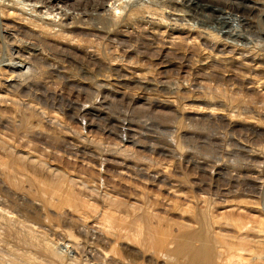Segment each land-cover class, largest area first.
Here are the masks:
<instances>
[{
	"label": "rangeland",
	"instance_id": "1",
	"mask_svg": "<svg viewBox=\"0 0 264 264\" xmlns=\"http://www.w3.org/2000/svg\"><path fill=\"white\" fill-rule=\"evenodd\" d=\"M146 5L164 20L127 18ZM263 27L264 0H0V161L15 152L58 168L98 192L82 197L95 210L110 194L138 228L131 243L103 245L92 234L100 213L45 205L27 176L51 173L31 165L18 194L0 184V264H110L126 248L136 264H167L151 231L202 218L245 246L246 264H264V79L249 90L233 62L207 61L222 43L230 58L264 56ZM262 64L244 70L264 78Z\"/></svg>",
	"mask_w": 264,
	"mask_h": 264
},
{
	"label": "bare ground",
	"instance_id": "2",
	"mask_svg": "<svg viewBox=\"0 0 264 264\" xmlns=\"http://www.w3.org/2000/svg\"><path fill=\"white\" fill-rule=\"evenodd\" d=\"M19 1V0H18ZM11 4V2H10ZM8 7V6H7ZM11 7V6H10ZM120 7H115V9H119ZM142 8V7H141ZM156 9V8H155ZM152 10V8L150 7H146L143 9H134L132 11H130V13L128 14L129 19H134L136 17H138V15H140L142 12L146 11L147 13L150 12L151 14L155 13L161 14V16L159 15H155L161 17L162 20H164L165 18V14H162L161 12L157 11L158 9ZM29 10V9H28ZM34 11V10H33ZM159 12V13H158ZM39 17V16H38ZM41 18V17H39ZM44 18V17H43ZM42 18V19H43ZM47 19H50V17H46ZM118 18V17H117ZM157 18V17H156ZM37 20V19H36ZM45 20V19H44ZM52 20V19H51ZM161 20V21H162ZM34 21V20H33ZM32 21V22H33ZM42 21V20H41ZM37 22V21H36ZM40 22V21H39ZM49 22V21H48ZM46 23V22H45ZM50 23V22H49ZM165 23V22H164ZM41 25V23H38ZM47 24V23H46ZM40 25L39 28H40ZM43 25V24H42ZM47 26V25H46ZM45 26V27H46ZM189 26V25H188ZM37 28V27H36ZM48 28V26H47ZM264 28V27H263ZM50 29V27L48 28ZM259 29V28H258ZM43 31V30H42ZM45 31L47 32L48 30L45 29ZM50 31H52V29H50ZM209 31V30H208ZM49 32V31H48ZM45 33V32H44ZM211 33V32H210ZM209 33V34H210ZM264 33V32H263ZM48 34V33H46ZM31 35V34H30ZM212 35V34H211ZM214 36V40H221L222 36L215 33L213 34ZM212 36V37H213ZM224 40V38H223ZM190 42V41H189ZM218 42V41H217ZM193 43V42H192ZM217 44V43H216ZM221 44V43H220ZM222 48H218L217 47V52L215 53H211L208 56V60L212 62V65H219L221 64L223 61H229V62H233V70L234 73H232L233 76H235L237 79L239 78L241 80V82L243 83L242 85H244L245 88H248L250 90V88H253L255 85H253V83H258V81L262 82V79L264 78H258L255 79L253 78L254 76L252 75L251 71L257 70L258 67L262 66L264 63V56L262 55H249L246 54L244 51H242L241 53H239V56H236L237 54H235L234 57H228V55H226V47L227 44L226 43H222ZM220 45V46H221ZM237 45V44H236ZM219 46V45H218ZM205 50V49H204ZM232 50V49H231ZM235 50V49H234ZM210 51V50H209ZM233 51V50H232ZM231 51V52H232ZM254 51V50H252ZM229 52V51H228ZM238 53V52H237ZM234 55V54H233ZM226 60V61H225ZM21 61V60H19ZM20 65V64H19ZM18 65V66H19ZM211 65V66H212ZM22 66V65H21ZM247 66H250L251 71H245L244 69L247 68ZM17 67V65L15 66ZM214 67V66H213ZM218 67V66H217ZM215 68V67H214ZM219 68V67H218ZM217 68V69H218ZM19 69V68H18ZM230 69V68H229ZM249 69V68H248ZM247 69V70H248ZM259 69V68H258ZM22 70V69H21ZM216 70V68H215ZM218 72V70H217ZM16 73V72H15ZM206 73V72H205ZM214 74V73H213ZM212 74V75H213ZM218 74V73H217ZM240 74V75H237ZM216 75V74H214ZM256 76V75H255ZM13 78V77H12ZM11 78V79H12ZM235 79V78H234ZM236 80V79H235ZM264 81V80H263ZM259 82L260 86L262 85ZM263 83V82H262ZM11 84V83H10ZM258 84V86H259ZM257 86V87H258ZM263 86V85H262ZM244 88V89H245ZM168 89H170L171 91L174 90V87L169 86ZM176 89V88H175ZM243 89V87H242ZM247 89V90H248ZM246 90V91H247ZM217 94V93H216ZM203 95V94H202ZM7 97V96H6ZM212 97V96H211ZM210 97V98H211ZM1 98V97H0ZM214 100L217 97H213ZM212 98V100H213ZM2 99V98H1ZM207 99V98H206ZM224 99V97H223ZM234 100V98H232ZM209 100V99H208ZM211 100V99H210ZM231 100V99H230ZM232 100V101H233ZM216 101V100H215ZM222 101V100H221ZM224 101V100H223ZM226 101V99H225ZM230 101V102H232ZM247 102V101H246ZM214 103V102H213ZM212 103V104H213ZM227 103V102H226ZM234 103V101H233ZM238 104H243L245 103L244 101H238L236 102ZM235 103V104H236ZM251 103V102H250ZM207 104V103H206ZM237 104V105H238ZM233 105V104H232ZM246 105V104H245ZM209 106V105H208ZM244 106V105H243ZM212 107V106H211ZM211 107H209L211 109ZM227 107V106H226ZM236 107V106H235ZM239 107V106H238ZM202 108V107H201ZM217 108V107H216ZM233 108V107H232ZM242 108V105H241ZM203 109V108H202ZM207 109V108H206ZM208 109V110H210ZM212 108L210 111H214ZM239 109V108H238ZM238 109H236L238 111ZM243 109V108H242ZM247 109V108H246ZM217 109H215V112ZM240 110V109H239ZM225 111V110H223ZM235 111V112H237ZM245 111V110H244ZM243 111V112H244ZM209 112V111H208ZM211 112V113H212ZM218 112H221L220 110ZM217 112V113H218ZM228 112V111H227ZM234 112V114H235ZM240 112V111H239ZM242 112V113H243ZM247 112V111H246ZM214 113V112H213ZM212 113V114H213ZM226 113V112H225ZM241 113V112H240ZM229 114V113H228ZM257 114V113H256ZM240 115V114H239ZM243 115V114H242ZM214 116V115H213ZM229 116V115H228ZM237 116V115H236ZM248 117V116H247ZM4 146V145H3ZM12 152V151H11ZM11 155H9L10 157L12 156L11 160L7 161L5 160V162L0 161V184L1 186H3L4 188H7L8 190L11 191V193L13 194H18V190L21 189L20 187H22L23 185V180L25 178H23L22 176L20 177V175H22V170L24 169V171H26L27 167L33 165L35 167H44L45 169H48L49 172L51 173L50 178L49 179H34L32 180L31 178H29V176H27L28 179H30L31 181H33V184H37L38 187V195H41L43 197V202L45 205H57V203L55 202H59L60 206L63 205H67V207H70L73 209V211H75L76 213L83 215V216H89L91 215L93 218H95V214L93 216V212H98V209L95 210L94 207L92 206V202H90V198H94V197H88V200L83 199L82 197H84L85 195H91L94 196V194L98 193L96 192V190L93 187L88 186L86 183H83L84 181H80L78 182L75 178H71L69 177V175H66L63 171H60L58 168H54L52 166H49L47 164H45L44 162H34L31 161L30 158L28 159V157L23 156L22 154H18L15 152L10 153ZM7 161V162H6ZM29 161V162H27ZM19 164V166H18ZM17 165V167H16ZM32 166V167H33ZM26 168V169H25ZM19 173H21L19 175ZM28 173V172H27ZM155 177V176H154ZM25 181V180H24ZM30 182V181H29ZM35 182V183H34ZM81 186L78 188V186ZM24 188V187H23ZM9 191V192H10ZM22 191V190H21ZM26 193V192H25ZM40 193V194H39ZM12 195V194H11ZM84 195V196H83ZM107 195V194H106ZM110 195V194H109ZM103 196L106 197L104 200L107 201L108 208L107 209H102V212H98L100 213V215H98L99 218V223L102 225H104L103 227H96L95 229L93 228L92 230V234L95 235L96 239H98L100 242L104 244H111L113 242H118L119 240H123V238H128L127 242L129 240L130 236V232L132 230H134V232L137 233V226H136V230L134 228H132L131 223L130 225L128 223H125V221H122V219L120 218V216H118L119 214L113 213V211H118L119 207H121L120 201L117 202L115 198L111 197V196ZM16 196V195H15ZM99 196V195H97ZM86 197V196H85ZM29 200V199H28ZM103 200V201H104ZM42 204V203H41ZM120 204V206H119ZM62 205V206H63ZM59 204L57 207H60ZM61 206V207H62ZM131 208L132 213L136 214L137 208L136 206L131 203L130 205H128ZM43 207V206H42ZM68 208V209H70ZM57 209V208H56ZM62 208H60L61 210ZM64 210V209H62ZM127 210V209H126ZM139 210V209H138ZM65 211V210H64ZM72 211V210H71ZM63 212V211H61ZM148 212V211H147ZM66 213V212H65ZM68 213V212H67ZM66 213V214H67ZM119 213V212H118ZM122 213V212H121ZM133 214V215H134ZM62 215V213H61ZM150 215V214H149ZM203 215V214H202ZM201 215V216H202ZM208 215V214H207ZM77 216V215H76ZM75 216V217H76ZM82 218H86L83 217ZM135 216V215H134ZM154 216V215H153ZM199 216V215H196ZM81 216H79L80 218ZM97 217V216H96ZM124 217V216H123ZM158 217V216H157ZM203 217V216H202ZM212 217V216H211ZM89 218V217H87ZM137 218V217H136ZM159 218V217H158ZM165 218V217H163ZM198 218V217H197ZM200 218V216H199ZM208 218V217H206ZM69 219V218H68ZM153 219V217H152ZM160 219V218H159ZM158 219V220H159ZM70 220L72 222H74L76 224V226H78L80 229L83 227H85L86 225H84L82 222V220L78 219V218H73ZM140 220V219H139ZM162 220V219H161ZM151 220H149L150 222ZM213 221V222H212ZM218 221V220H217ZM228 221V220H227ZM133 223L135 221H132ZM138 222V221H137ZM159 222V221H158ZM183 222V221H182ZM188 222V221H187ZM139 223V222H138ZM160 223V222H159ZM169 223H172L171 221ZM2 224V223H1ZM154 224V223H153ZM174 224V223H173ZM214 224L215 221L214 220H209L208 219H200L197 220V226H193L192 223H185L183 222L182 224H175L177 227L172 228V227H167L166 229H161L160 230H153L151 231V237H150V248H153L156 252V254L159 256H162V259H166L165 262L167 261V264H217L219 263V260H227L228 262H232V264H246L245 260H247L248 258H246L245 254L247 253H243L241 252L244 251V248H241V246H239L240 248H236L235 246L231 245V243H229V239H226L227 236L224 233V236H222L220 233L218 234L217 232H215L214 230ZM136 225V223H135ZM139 225V224H138ZM134 226V224H133ZM155 226V225H154ZM153 226V227H154ZM165 226V225H164ZM169 226V224H168ZM262 226V225H261ZM135 227V226H134ZM143 227V226H142ZM146 227V226H145ZM149 227V226H148ZM150 228V227H149ZM143 229V228H142ZM153 229V228H152ZM115 230V231H114ZM260 230V229H259ZM58 231V230H57ZM56 231V232H57ZM91 231V230H90ZM117 239L114 240V238L112 236L109 235V232ZM142 231V230H141ZM150 231V229L148 230V232ZM264 231V229H261L260 232L262 233ZM133 232V231H132ZM143 232V231H142ZM141 232V233H142ZM140 233V234H141ZM147 233V232H146ZM132 234V233H131ZM135 235V233H134ZM230 235V234H229ZM133 236V235H132ZM137 236V235H136ZM147 236V235H146ZM149 236V235H148ZM237 236V235H235ZM234 236V237H235ZM140 237V236H138ZM231 237V236H228ZM239 237V236H238ZM237 237V238H238ZM137 238V237H136ZM236 238V237H235ZM240 238V237H239ZM139 239V238H138ZM241 239H248L247 237H242ZM97 240V241H98ZM133 240V239H131ZM136 240V239H135ZM140 240V239H139ZM147 240V239H146ZM138 241V240H137ZM143 241V240H142ZM116 242V244H117ZM130 242V240H129ZM144 242V241H143ZM148 241H146V244ZM245 242V240L243 241ZM131 243V242H130ZM133 243V242H132ZM137 243V242H136ZM140 243V242H138ZM248 243V240H247ZM78 244V243H77ZM97 244V243H95ZM145 244V242H144ZM234 244V243H232ZM263 244V243H262ZM98 245V244H97ZM132 245V244H131ZM242 245V244H241ZM93 246V245H92ZM148 246V245H147ZM148 247V248H149ZM116 248V246H115ZM129 249V248H128ZM152 249V250H153ZM97 250L102 254L105 255L106 258H108L109 253L106 254V252L104 251V249L102 248V245H98ZM114 250V249H113ZM112 250V251H113ZM248 251V249H245ZM259 250V249H258ZM147 251V250H146ZM251 251V250H250ZM261 251V249L259 250ZM258 251V252H259ZM109 252V251H108ZM139 252V251H137ZM150 252V251H148ZM154 253V251H151ZM249 252V251H248ZM257 252V253H258ZM116 253V251H115ZM121 253V252H120ZM117 254L115 255V257H112V255L110 256V264H136L137 260H138V256H134V252H132L134 255H132V253L127 250H125L124 254L121 253L122 256H118L120 255ZM93 254V253H92ZM148 255H150V253H146ZM155 254V255H156ZM247 254H251L250 252ZM246 254V255H247ZM253 254V253H252ZM144 255V254H143ZM152 255V254H151ZM260 256V254H257ZM118 256V257H117ZM143 257V256H142ZM164 257V258H163ZM248 257V255H247ZM105 258V259H106ZM151 258L153 259L154 256ZM160 258V257H159ZM107 260V259H106ZM157 260V259H156ZM250 260V258L248 259ZM152 261V260H151ZM226 261V262H227ZM61 262V261H60ZM158 262V261H157ZM183 262V263H182ZM248 262V261H247ZM139 263V262H138ZM247 264H250L249 262Z\"/></svg>",
	"mask_w": 264,
	"mask_h": 264
}]
</instances>
